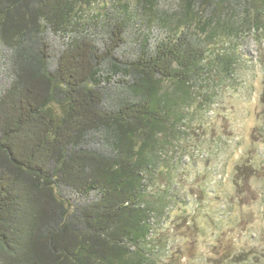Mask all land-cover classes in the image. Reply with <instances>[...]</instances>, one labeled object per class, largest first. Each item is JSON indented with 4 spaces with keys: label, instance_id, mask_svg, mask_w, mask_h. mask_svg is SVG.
<instances>
[{
    "label": "trees",
    "instance_id": "trees-1",
    "mask_svg": "<svg viewBox=\"0 0 264 264\" xmlns=\"http://www.w3.org/2000/svg\"><path fill=\"white\" fill-rule=\"evenodd\" d=\"M175 1L0 0V264H187L162 225L188 202L154 200L153 177L183 165L167 148L190 136L205 37L263 32L264 0ZM144 12L164 35L130 45ZM226 237L206 264L241 261Z\"/></svg>",
    "mask_w": 264,
    "mask_h": 264
},
{
    "label": "rangeland",
    "instance_id": "rangeland-1",
    "mask_svg": "<svg viewBox=\"0 0 264 264\" xmlns=\"http://www.w3.org/2000/svg\"><path fill=\"white\" fill-rule=\"evenodd\" d=\"M158 4L172 10L176 1L159 0ZM259 8L261 27H264V3ZM93 14L84 11L85 19L92 22ZM149 16L144 12L131 20L130 45L146 39L153 42L164 35L157 18L149 19ZM263 32L205 37L207 79L197 80V96L187 110L185 129L190 136L178 140L171 134L167 148L170 154L179 151L178 155L184 156L179 161L183 165L177 171L162 167L153 177L154 200L171 187L170 192L179 195L177 203L188 202L187 206L173 210L168 204L166 210L170 208V214L162 225L172 234L168 250L183 248L181 263L206 264L211 258L218 256V259L216 251L225 246L220 241L221 234L225 233L226 238H232L237 257L242 258L235 264H245L243 260L247 257L251 261L246 264H264ZM234 50L236 62L233 66L229 62L227 67L224 58L219 57ZM214 60L219 64L218 69L214 68ZM4 62L0 53L1 72ZM120 75L115 74L112 80L117 81ZM246 165L250 168H243ZM194 209L197 210L192 218L194 227L183 228V212L192 216ZM214 243L217 250L212 248ZM191 249H194L192 253Z\"/></svg>",
    "mask_w": 264,
    "mask_h": 264
}]
</instances>
